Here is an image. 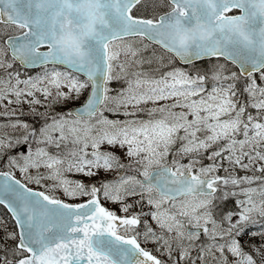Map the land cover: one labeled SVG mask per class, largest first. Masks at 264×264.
<instances>
[{
  "label": "snow or ice",
  "instance_id": "6c2138e0",
  "mask_svg": "<svg viewBox=\"0 0 264 264\" xmlns=\"http://www.w3.org/2000/svg\"><path fill=\"white\" fill-rule=\"evenodd\" d=\"M144 4L0 0V205L14 221L0 220V264H264V0L133 15ZM16 64L43 72L21 79ZM101 172L117 178H68Z\"/></svg>",
  "mask_w": 264,
  "mask_h": 264
},
{
  "label": "rangeland",
  "instance_id": "374dc122",
  "mask_svg": "<svg viewBox=\"0 0 264 264\" xmlns=\"http://www.w3.org/2000/svg\"><path fill=\"white\" fill-rule=\"evenodd\" d=\"M137 10H138V14L140 16H152V15H155V14H161V13L167 11L168 9H167V7L164 6V0H145L144 6L143 7L140 6L139 8H137L135 10V13H137ZM132 40L135 42L134 46H136V47H142V45H144V44L148 45L147 50L142 53L143 57H145V58H151L153 56V53H156L157 55H159L160 52H161V50H159L158 48L148 44L145 40L141 41L140 38H133ZM0 43H2V41H0ZM221 62H223V61H221ZM177 66H180V65L178 64ZM145 67H147V65H145ZM180 67H184V66H180ZM14 68H15V66H14ZM42 72H43V68L40 69V70H36V72L33 73V74H29V73H26V72H19V75H20L21 79H28L29 77H35L37 75H40ZM0 75H3V70H0ZM259 77H260V74L255 75L256 82L261 87H264V81H261ZM111 87L119 88L120 85L118 83L114 82L111 85ZM87 94H88V91H85L82 94V96L80 97V99L70 101L66 105H63V106H56L54 111L55 112H64V111H67L68 109H72L74 106H76L77 104L81 103L85 99ZM4 103L6 104L7 101H5ZM10 107L11 108H15L16 106L15 105H11ZM23 107H24L25 115L20 117L21 120H24V121L29 122V123H36L37 121H39V123H36L37 127L39 126V124L43 123V121L40 120L39 117H33V116L27 114L28 113V108H27L26 105L23 106ZM3 111H4V109L2 107H0V112H3ZM39 111L43 112L44 109L40 108ZM4 122H7L6 118L5 117H0V123H4ZM24 151H25L24 148H18V149L11 150L13 155H15L17 152H24ZM184 162L186 163L187 161L185 160ZM204 163H208V161H205ZM2 169H3V171H9V168L7 167V156H5L3 159H0V170H2ZM12 171L15 172V176L17 178H19L20 180L23 181V177H22V175H21V173L19 171L15 170V169H12ZM221 175H223V173H221ZM68 178L69 179H74V180H83L86 184H92V183H96L99 180L113 181V180H115L117 178V174L115 172L107 173V174L101 172L99 176L93 177L91 180H89L86 177L78 176V175H69ZM28 186H30V187H32L34 189H38L35 184H29ZM40 190H43V189H40ZM57 195H59L61 199H65L69 203H79V202H82V201L88 199V197H81V198H79L77 200H67V198L63 197L62 194L57 193ZM132 199H135V198H132ZM128 202L131 203V200H129ZM101 203L106 208H108L109 210L114 211L118 216L125 215L124 213H122L120 211V207H121L120 204H116V203H111V202L105 201L103 198H101ZM228 203H231V201L228 202ZM138 210H139L138 208H133L131 211L135 212V211H138ZM145 210H147V209H145ZM0 216H1V220L5 221L7 223V225H8V227H9V229L12 230L13 226H12V224H10L8 219L5 216L1 215V214H0ZM2 235H3V233L0 232V236H2ZM246 236H248V235H246ZM140 241L142 243V246H144L145 248L151 249L155 253L156 256H159V253L155 251V245H153L151 243H145L143 241L142 237L140 238ZM259 243H260V241L256 242V244H259ZM248 244H250V242H248ZM244 245L246 247H248L246 243H244ZM246 247H244L245 251H251V248L248 247L246 249ZM162 259H166V257H162Z\"/></svg>",
  "mask_w": 264,
  "mask_h": 264
},
{
  "label": "trees",
  "instance_id": "16d2710c",
  "mask_svg": "<svg viewBox=\"0 0 264 264\" xmlns=\"http://www.w3.org/2000/svg\"><path fill=\"white\" fill-rule=\"evenodd\" d=\"M211 63H215V60H213ZM201 67H204V66H211V64L208 62V61H203V62H201V65H200ZM230 68H232L233 70H236L234 67H232V65H228ZM225 207H226V205L225 204H223ZM233 205H232V202H231V204L229 205V208H231ZM227 208V207H226ZM0 210H1V212L3 213V215H5V216H7V213H6V211L3 209V208H0ZM8 218V217H7ZM8 220L10 221V223L12 224V226H14V223H13V221L11 220V219H9L8 218Z\"/></svg>",
  "mask_w": 264,
  "mask_h": 264
},
{
  "label": "water",
  "instance_id": "95a60500",
  "mask_svg": "<svg viewBox=\"0 0 264 264\" xmlns=\"http://www.w3.org/2000/svg\"><path fill=\"white\" fill-rule=\"evenodd\" d=\"M28 67H33V66H28ZM36 67V66H35ZM80 107V106H79ZM78 108V107H77ZM76 109V108H75ZM74 110V109H73ZM84 203V202H83ZM11 214V213H10Z\"/></svg>",
  "mask_w": 264,
  "mask_h": 264
}]
</instances>
